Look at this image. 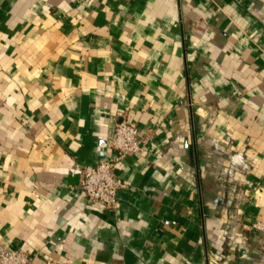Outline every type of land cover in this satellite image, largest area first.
Segmentation results:
<instances>
[{
	"label": "crops",
	"instance_id": "0c3cea01",
	"mask_svg": "<svg viewBox=\"0 0 264 264\" xmlns=\"http://www.w3.org/2000/svg\"><path fill=\"white\" fill-rule=\"evenodd\" d=\"M113 208L83 167L114 126ZM164 219L174 223H164ZM264 0H0V244L30 264H264Z\"/></svg>",
	"mask_w": 264,
	"mask_h": 264
},
{
	"label": "built area",
	"instance_id": "2783aa9c",
	"mask_svg": "<svg viewBox=\"0 0 264 264\" xmlns=\"http://www.w3.org/2000/svg\"><path fill=\"white\" fill-rule=\"evenodd\" d=\"M114 149V160L100 159L95 164L83 167L82 191L87 203H97L102 207L113 208L117 200V190L124 185L115 172V162L125 155H140L144 143L139 138L135 123L122 118L116 123L110 139ZM164 223H174V220L164 219ZM251 227L264 231V221L255 220ZM0 264H30L29 255L25 250H9L0 244Z\"/></svg>",
	"mask_w": 264,
	"mask_h": 264
}]
</instances>
